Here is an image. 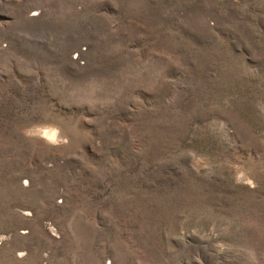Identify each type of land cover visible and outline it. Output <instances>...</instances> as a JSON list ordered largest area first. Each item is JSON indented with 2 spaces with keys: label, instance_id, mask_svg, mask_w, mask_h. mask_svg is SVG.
Here are the masks:
<instances>
[{
  "label": "rangeland",
  "instance_id": "374dc122",
  "mask_svg": "<svg viewBox=\"0 0 264 264\" xmlns=\"http://www.w3.org/2000/svg\"><path fill=\"white\" fill-rule=\"evenodd\" d=\"M0 264H264V0H0Z\"/></svg>",
  "mask_w": 264,
  "mask_h": 264
},
{
  "label": "bare ground",
  "instance_id": "6f19581e",
  "mask_svg": "<svg viewBox=\"0 0 264 264\" xmlns=\"http://www.w3.org/2000/svg\"><path fill=\"white\" fill-rule=\"evenodd\" d=\"M47 135H48V137L49 138H51V139H56L57 138V131L55 130V129H51V130H49L48 132H47ZM53 140V141H54Z\"/></svg>",
  "mask_w": 264,
  "mask_h": 264
}]
</instances>
